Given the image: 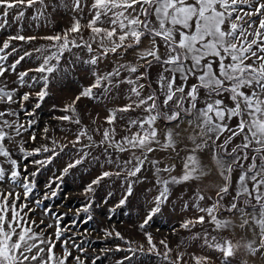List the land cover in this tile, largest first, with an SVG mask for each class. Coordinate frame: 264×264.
I'll return each mask as SVG.
<instances>
[{"label":"snow or ice","instance_id":"6c2138e0","mask_svg":"<svg viewBox=\"0 0 264 264\" xmlns=\"http://www.w3.org/2000/svg\"><path fill=\"white\" fill-rule=\"evenodd\" d=\"M85 7L90 18L81 24ZM47 8L46 0H0V30L16 25V34L0 42V62L18 51L15 41L51 42L33 49L39 53L40 63L35 69L18 74L21 84L30 71L41 73L44 89L36 95L43 100L48 84V76L43 74L56 71L63 53L72 47L85 48L91 54L85 63L91 65L110 55L117 57L111 71H93L92 83L62 109L69 114L58 119L76 124L80 120L76 117L75 104L81 97L96 98L95 90L111 93L121 85L128 86L127 103L110 110L105 118L110 128L103 130L100 146L105 152L114 148L119 153L133 152V155L127 160L109 158L107 162L119 170L102 172L84 188L85 197L94 193V185L104 178L119 177L123 173L127 186L116 207L125 205L133 194L134 183L139 182L138 174L144 169L148 154L167 152L180 160L181 173L172 175L177 167L175 160L163 167L159 159L151 161L160 187L141 228L168 200L169 185L201 181L214 172L217 176V182L212 185L215 199L206 196L198 185L192 206L202 215L186 220L181 227L207 222L213 225L214 231L229 233L212 236V243L208 244L221 253L220 264H249L248 257L256 256L264 264V0H91L90 4L72 0L71 10L78 15L63 34L24 35L28 10H35L31 19L38 21ZM85 30L89 33L88 39L84 38ZM128 54L132 59H123ZM31 55L32 52L25 51L10 67L0 63V77L9 70L15 71ZM14 92L15 89H9L4 83L0 86V102L13 103ZM22 99L27 101L29 94L25 93ZM137 110L140 115L126 122L129 134L116 140V114ZM8 115L14 113L0 111V157L4 158L0 162V182L7 179L13 186L23 188V193L14 187L0 190V264H68L72 254L68 241L61 240L63 233L59 226L52 236L46 235L40 228L43 221L32 220L28 215L32 209L22 202L32 191L31 181L27 176L24 180L28 182L20 181L17 161L11 159L5 143L14 137L5 129L19 136L24 125L14 127L16 122L10 123L5 118ZM132 128L137 130L133 132ZM82 137L92 143L81 144ZM237 138L239 142L234 143ZM31 139L35 141L36 137ZM52 143L55 145L56 141ZM70 143L73 148L78 144L81 147L63 167L58 180L87 159L90 152L85 149L96 146L86 130L79 131ZM67 146L63 145L60 151ZM133 150H138L140 155H135ZM206 150L211 153V166L201 160L200 153ZM20 151L25 149L21 147ZM41 152L50 153L44 160L33 161L41 167L59 155L45 145L31 149L27 155ZM4 164H10L11 169ZM130 177L136 179L129 180ZM48 187L51 188V182ZM205 200L211 203L201 206L199 202ZM89 207L90 203L86 204L83 212L87 213ZM223 213L230 215L223 217ZM115 235L120 237L118 232ZM146 235L148 250L154 251L152 237ZM58 243L63 245L59 254L55 250ZM160 243L167 249L165 241ZM163 255L168 258L167 251ZM73 259L77 264H84L80 256ZM194 259L196 264H215L211 257Z\"/></svg>","mask_w":264,"mask_h":264},{"label":"rangeland","instance_id":"374dc122","mask_svg":"<svg viewBox=\"0 0 264 264\" xmlns=\"http://www.w3.org/2000/svg\"><path fill=\"white\" fill-rule=\"evenodd\" d=\"M48 8L45 15L38 21L31 19L34 9H29L24 21V35H34L37 37L63 34L64 30L69 28L73 18L77 16L71 10L72 0H46ZM90 4L91 0H85ZM68 5V7H65ZM81 24L86 23L88 9L84 8ZM10 34H16V25L0 30V42ZM84 38L88 39L87 30L83 32ZM17 52L3 61L5 67L10 65L23 55L25 51L32 52L30 57H26L15 71H7L3 77H0V86L4 83L9 89H15L13 103L0 102V111H11L14 115H8L5 118L11 123L16 122L15 126L24 125L20 135L16 136L11 129H5L12 132L14 139L6 141V146L11 152V159L17 161L18 170L21 173L20 181L27 176L31 181L32 191L29 196L23 200L32 211L28 212L32 220L39 223L46 235L52 236L59 226L63 235L61 240H67V247L71 252L68 264H77L73 257L80 256L84 264H196L194 257H211L215 264H220L221 253L210 248L208 244L212 243V236L229 235L227 232L218 233L213 230V225L205 222L204 224H194L189 228H183L181 225L186 220H194L199 213L192 205L195 200V193L199 185L204 190L206 196H213L215 199L212 185L217 182V176L210 172L209 176L201 181H190L182 184L169 185L170 193L168 200L161 205L160 212L153 215L151 221L143 228V223L148 210L153 207V199L158 194L159 185L156 184V176L151 164L152 160L162 161L160 167L175 160L177 165L172 175H180L181 162L175 156H170L167 152L157 151L148 154V160L145 162L144 169L138 174L139 182L133 185V194L128 197L125 205L116 207L123 198L127 182L122 173L121 176H110L94 185V193H89L87 198L83 194L84 188L104 171H117L115 164H109V158L113 160H127L133 155V152L119 153L114 148L105 152L104 147L100 146L102 132L110 126L105 122L110 110L119 108L127 103V85H121L113 89L111 93H103L102 90L96 91V98L81 97L75 104L76 117L80 120L79 124L58 119L67 115L62 111L65 105L71 104L82 88L87 87L93 81L92 73L97 71L106 73L111 71L116 60L115 56H109L101 60L97 65L85 63L90 58V53L85 48L72 47L63 53L56 71L48 76L47 95L40 100L36 93L44 89V81L40 79L41 73L30 71L21 84L18 80L20 72L35 69L40 60L37 58L39 53L33 51L36 47L48 46L51 42L37 39L31 43L21 41L13 42ZM55 50V49H52ZM7 51H10L7 50ZM125 60H131V54L123 57ZM55 63V61L53 62ZM35 78V79H33ZM154 73L152 79L154 80ZM25 93L29 94V99H22ZM39 105L37 107L36 105ZM140 115L136 112L117 113L115 127V139L120 140L122 136L128 135L126 122L129 119L137 118ZM95 121V122H93ZM163 126V122H160ZM48 131L45 132L44 129ZM86 130L92 136L96 146L90 149V155L84 162L70 170L64 175L62 180L56 179L61 175V170L73 159L80 144L73 148L70 141L76 139V134ZM137 129L132 128L135 132ZM32 136L36 139L33 141ZM223 139V138H222ZM56 141L54 145L52 142ZM239 142L237 138L234 143ZM92 143L85 137L81 138V144ZM41 145L54 148L59 155L45 166L41 167L33 163L35 160H44L50 153L41 152L39 155L28 156L27 152L33 148H39ZM68 145L63 151L60 148ZM25 149L24 152L20 148ZM134 154L139 156L138 150H133ZM183 155V152H181ZM204 164L211 166V153L205 151L200 153ZM4 160L0 157V162ZM5 168L11 169L10 164H4ZM36 175L32 176L31 173ZM167 176V173H161ZM129 180L136 178L130 177ZM51 182V188L48 185ZM23 193V188L18 185L13 186L9 180L0 182V190L7 191L10 188ZM55 192L56 195H52ZM48 199H45V196ZM228 198L226 197L225 203ZM36 201H40L39 205ZM90 203L89 211L83 212V207ZM201 206H205L210 201H200ZM188 205L185 207V205ZM230 214L223 213V217ZM91 217V219H89ZM207 219V218H206ZM52 225V227H45ZM39 231V229H37ZM120 233L117 237L115 233ZM239 232V229H237ZM109 233H112L109 235ZM147 234L152 237L155 250L149 251ZM165 241L167 249L160 241ZM207 240V243H206ZM63 245L58 243L56 252L62 251ZM141 247L143 250H141ZM167 251L168 258L165 259L163 253ZM128 257L129 259H124ZM182 257V259H178ZM249 264H262L260 256L248 257ZM235 264V262H234Z\"/></svg>","mask_w":264,"mask_h":264}]
</instances>
